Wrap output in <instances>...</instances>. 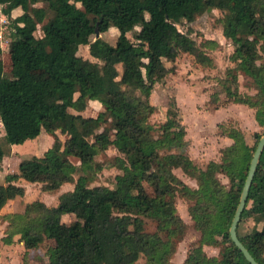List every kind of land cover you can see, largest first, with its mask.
<instances>
[{"label": "trees", "instance_id": "1", "mask_svg": "<svg viewBox=\"0 0 264 264\" xmlns=\"http://www.w3.org/2000/svg\"><path fill=\"white\" fill-rule=\"evenodd\" d=\"M37 1L44 6L34 5ZM15 7L21 12L10 18L7 75L0 61L4 142L21 143L41 129L53 139L40 155L21 158L16 171L4 174L0 207L23 194V186L15 183L18 179L30 180L38 174L42 190L73 181L70 190L57 195L56 205L35 198L21 211L2 215L22 242V264L27 249L46 239L52 243L45 264H134L140 255L143 264H170L175 241L184 231L175 210L176 194L190 200L187 212L199 231L180 264H251L231 241L228 226L260 134L254 133L255 143L249 146L238 129L229 128L226 135L232 142L221 149L220 160H209L201 168L181 148L184 127L173 99L157 126L158 135L152 134L147 118L154 106L148 95L154 81L169 70L163 58L173 61L179 52H189L199 62H210L173 19L189 22L196 14L216 8L222 35L233 45L229 59L256 88L254 95L243 96L224 78L225 96L252 107L255 121L264 128V63L257 61L258 42L264 41V0H0L6 16ZM47 11L49 16L42 22ZM139 14L146 16L138 18ZM40 22L41 34L35 36L32 28ZM98 23L117 29L113 43L100 36L89 40ZM79 44L87 45L94 60L76 54ZM32 69L44 71L46 77L32 80ZM88 100L101 106L94 116L80 113ZM104 121L112 136L89 140ZM55 130L65 135L63 141ZM109 144L122 154L115 157L120 172L112 186L89 184L97 168L94 157ZM5 154L0 144V161ZM174 167L193 177L196 187L183 183L172 172ZM216 172L227 177V186ZM62 212L75 216L64 229ZM254 215H261L260 226L240 232V221ZM144 217L153 220L152 231L145 229ZM235 231L253 259L264 264V146ZM1 241L11 238L4 235ZM203 245L219 246V253L207 255Z\"/></svg>", "mask_w": 264, "mask_h": 264}, {"label": "rangeland", "instance_id": "2", "mask_svg": "<svg viewBox=\"0 0 264 264\" xmlns=\"http://www.w3.org/2000/svg\"><path fill=\"white\" fill-rule=\"evenodd\" d=\"M36 6H44L43 1L33 3ZM21 12L20 7L12 9L9 16L4 15L0 11V61L4 74H8L10 68L9 50L12 42L10 34L11 24L10 18ZM220 12L216 8L205 10L196 14L194 18L185 22L184 20L174 17V22L179 30L187 32L188 35L196 42L198 48L202 50L210 59L209 63L199 62L195 56L189 52H179L173 61L162 59L168 71L164 76L156 81L151 86L148 101L154 106L153 111L147 118V121L152 126L151 132L157 136V126L165 118V111L170 100H174L177 107V114L180 123L184 127V136L181 144L182 150L192 160L194 164L203 168L209 160L219 161L221 157V149L232 142V139L227 136L229 128L238 129L247 145L252 146L255 143L254 133L263 134V127L258 125L253 117V108L243 103L230 101L226 98L221 80L226 78L228 86L236 88L239 94L243 96L254 95L256 92L255 86L250 79L243 74L237 67L236 62L229 59V54L233 49V45L228 38H225L221 32V24L219 22ZM49 16V11L42 22ZM145 17V14H139L138 18ZM9 17V18H8ZM139 20V19H138ZM40 23L32 28V33L35 36L41 34ZM139 22L134 25L137 29ZM113 29H112V28ZM98 36L109 43L114 42L117 34V29L114 26H105L102 23L97 24ZM126 35L132 39L131 32ZM94 38V34L89 35V40ZM85 44H79L76 49V54L83 58L94 60L87 52ZM258 60L264 63V41L258 42L257 46ZM119 65L116 67L115 77H118ZM29 76L32 80H38L46 77L42 70L32 69L29 71ZM101 106L96 101H87L84 109L80 111L82 115L94 116ZM75 112L71 108L68 109ZM113 131L108 126L106 121L102 122L95 130L93 135L88 137L92 140L93 137L110 138ZM55 135L61 140H64L65 135L55 130ZM53 135L45 132L43 129L33 138L24 140L21 143H11L7 145L4 142L3 127L0 122V144L6 154L0 162V181L4 180L3 172L16 171L17 162L30 155H40L52 142ZM174 151V148L169 149ZM165 151V150H163ZM122 156L117 149L109 144L104 150L95 155L94 160L97 163L96 172L93 180L89 184H104L112 186L114 175L120 172V169L115 165V157ZM75 161L73 157H70ZM79 170L73 173V180L79 174ZM172 172L188 187L195 188L196 181L193 177L186 175L179 167L172 168ZM218 180L225 186L228 185L227 177L222 172L215 173ZM34 176L33 180L27 181V185L34 189L33 194L31 189L23 191L21 196H16L11 202L9 209L12 212L21 211L24 203L32 201L39 196L46 202L54 201L53 193H42L40 188L41 181ZM61 187L55 188V192L64 191L66 188H72V182H64ZM26 185V186H27ZM25 189V186H23ZM58 195V194H57ZM28 199V200H27ZM57 202V196H56ZM55 202V203H56ZM190 200L180 194L174 196V205L176 213L184 223V231L181 236L175 241L174 251L170 256V264H180L185 256L187 249L194 244L199 236V231L193 226V221L190 218L187 206ZM8 207V206H7ZM3 213L0 214V222L3 221ZM75 216L71 213L62 212L60 215V223L62 229L73 220ZM144 227L146 230L154 229V222L150 218H143ZM261 223V215H254L243 219L239 223L240 232L251 228H258ZM8 225V224H7ZM52 240H44L37 248H32L26 251L28 264H45L46 255L51 246ZM203 250L207 255H217L219 246L203 245ZM4 249H2L3 251ZM12 252L13 249H8ZM13 253V252H12ZM23 249L16 251V264H21V256ZM8 258L9 256L6 255ZM5 257L2 254L1 260ZM134 264H143V256L140 255Z\"/></svg>", "mask_w": 264, "mask_h": 264}, {"label": "crops", "instance_id": "3", "mask_svg": "<svg viewBox=\"0 0 264 264\" xmlns=\"http://www.w3.org/2000/svg\"><path fill=\"white\" fill-rule=\"evenodd\" d=\"M15 8H17V7H15ZM14 8V9H15ZM112 28V27H111ZM113 29V28H112ZM86 45V44H85ZM87 46V45H86ZM87 48V47H86ZM88 101H95V100H88ZM97 102V101H96ZM39 133H40V131H39ZM38 133V134H39ZM4 160V158H2L1 159V161H3ZM0 161V162H1ZM6 173V171L5 172H3L2 174L4 175ZM34 176H36V178H39V179H37L38 181L41 179V177H40V175H38V174H33V175H31V179L30 180H33V178H34ZM30 180H24V179H18V180H16L15 181V183H17V184H20V185H22V186H25V189H24V192H26V190L29 188V189H31V191H32V193L31 194H33V192H34V189L33 188H31L29 185H27V181L29 182ZM0 183H4V180L3 179H1V181H0ZM65 183L63 182V183H60L57 187L59 188V187H61V186H63ZM27 185V186H26ZM56 187V188H57ZM57 188V189H58ZM71 188H66V189H64V191L65 190H70ZM42 190V189H41ZM55 189H52V190H42V193H44V194H46L47 192L49 193H53L54 192V196H55V198H54V201H52V202H46V201H44L40 196H39V200H41V201H43L45 204H47V205H56V196H57V194H59L61 191H54ZM63 191V190H62ZM35 199V198H34ZM12 200H13V198L12 199H9V200H7L1 207H0V214H4V213H7V212H12L11 210L12 209H9V206H11V202H12ZM28 200V199H27ZM56 202V203H55ZM8 206V207H7ZM7 224H8V222L3 218V221H1L0 222V264H16V257H15V253H16V251H18V250H20V249H23V252H24V248H23V246H22V242L21 241H19V240H17L18 239V234L16 233V232H12L10 229H8L7 228ZM4 235H7V236H9L10 238H11V241L10 242H2L1 241V237L2 236H4ZM203 247V246H202ZM2 249H4L3 251H2ZM8 249H13V253L12 252H8L7 250ZM29 249H27V251H28ZM2 254L4 255V257H5V259L4 260H1V256H2ZM6 255L7 256H9L8 258L6 257ZM22 255H23V253H22ZM25 261H26V264H28V257L25 259ZM23 263V258H22V256H21V264Z\"/></svg>", "mask_w": 264, "mask_h": 264}, {"label": "water", "instance_id": "4", "mask_svg": "<svg viewBox=\"0 0 264 264\" xmlns=\"http://www.w3.org/2000/svg\"><path fill=\"white\" fill-rule=\"evenodd\" d=\"M98 35L99 34H98L97 29L94 28V38L97 37ZM263 146H264V133L262 135H260L256 141L254 150L252 152V155H251L249 163H248V167H247V171H246V174H245V177L243 180V184L241 186L238 202L236 204L234 213L231 217V220H230V223L228 226V235H229L231 241L241 251V253L245 257V259L251 264H258V263L253 259L251 254L248 252V250L244 247V245L238 239V237L236 235L235 228H236V223L238 221L241 209L244 206L246 194H247L250 182L252 180V176H253V172L255 169V165H256L257 160H258V156H259Z\"/></svg>", "mask_w": 264, "mask_h": 264}]
</instances>
